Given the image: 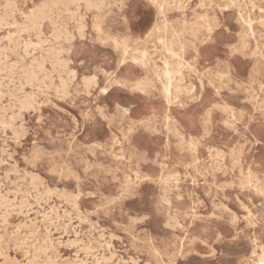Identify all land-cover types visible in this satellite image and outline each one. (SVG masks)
<instances>
[{
  "label": "rangeland",
  "instance_id": "1",
  "mask_svg": "<svg viewBox=\"0 0 264 264\" xmlns=\"http://www.w3.org/2000/svg\"><path fill=\"white\" fill-rule=\"evenodd\" d=\"M32 3L0 0V264H262L264 0Z\"/></svg>",
  "mask_w": 264,
  "mask_h": 264
},
{
  "label": "snow or ice",
  "instance_id": "2",
  "mask_svg": "<svg viewBox=\"0 0 264 264\" xmlns=\"http://www.w3.org/2000/svg\"><path fill=\"white\" fill-rule=\"evenodd\" d=\"M88 5L89 6H94V0H87ZM63 3L67 4L68 7H75L76 4H79L81 8L85 7V3L84 0H63ZM152 4L155 7H159V3L158 0H152ZM52 6H62V4L60 3V0H57V4L53 5L52 4V0H34V3L32 4H25L24 5V10L27 11L29 7H31L33 9V11L35 12L37 8L40 9H45L47 7H52ZM44 20V23L41 24L39 21H37V28L36 31H39L41 28H47V17H43L42 18ZM128 19H131V17H129ZM118 23L121 25V29L123 30L124 28L127 27L128 24V20L124 19L123 17H121V19L118 21ZM48 31H51V29H47ZM33 40H37L39 41L40 37L39 36H32ZM75 39L74 37H69L68 43L66 44V46L70 47L71 46V42L72 40ZM73 51H75L77 53L78 59L82 64V70L85 67H88L89 62L92 61V51L89 47H85L83 49H74ZM227 55V54H225ZM94 62V61H92ZM216 69H217V73L220 75L222 80L227 81L228 78L231 75V69L228 66L227 62L222 60L220 64L216 65ZM117 74L123 72V69H115L114 70ZM99 73H97L98 75ZM69 76H71V73H69ZM108 86L104 87L103 89H98V91H102L103 94L105 96H107L110 93V89L114 88V87H122L123 85L120 83L119 79H113L112 75L109 74L108 76ZM33 104V110H34V106L36 104V101L32 102ZM116 108L119 110V105H116ZM216 105L214 104L209 111L201 117V124L203 125V128L205 129V133H207L209 126L213 123V112L216 111ZM224 111H227L226 108L223 109ZM123 114L125 116H127L128 114V109L124 108L123 110ZM234 119V117H233ZM135 128V125H133L132 127L129 128V132L133 131ZM22 134V133H21ZM28 159L31 160L32 162H39L40 160L43 159V156L37 152V151H33L31 153L28 154ZM53 176L59 175L61 177V179L64 178L65 175H68V177L72 180H74L76 182V186L81 188V189H86L87 188V177L84 176L83 174H78L73 176L71 173H66L64 171H61L59 168H57L53 173ZM2 179V178H0ZM148 177H145V180L147 181ZM134 191V187L133 185H128V194L130 195L131 192ZM29 195L30 198L31 197H35V201H32L33 206L36 207V201L42 203L44 201V199L47 198L48 193L45 192V190L43 188H39L37 190V188L35 187H30L29 188ZM53 196L55 194H52ZM85 195V192L82 190L79 193H77L73 199L78 201L80 200L83 196ZM144 212L146 213V215L143 216L144 220H147L149 218L151 209L149 208H145ZM46 222L49 219H54V217L52 216H46ZM5 224L7 223V221H4ZM264 226V225H261Z\"/></svg>",
  "mask_w": 264,
  "mask_h": 264
},
{
  "label": "bare ground",
  "instance_id": "3",
  "mask_svg": "<svg viewBox=\"0 0 264 264\" xmlns=\"http://www.w3.org/2000/svg\"><path fill=\"white\" fill-rule=\"evenodd\" d=\"M122 1V0H121ZM117 3V2H116ZM104 5H105V3H104ZM113 5H115L114 3H113ZM63 6V5H62ZM96 6V5H95ZM94 6V7H95ZM98 6V5H97ZM120 7V6H119ZM122 7V6H121ZM101 8H103V6L101 7ZM117 8V7H116ZM115 8V9H116ZM124 8V7H123ZM122 9V8H121ZM17 10V9H16ZM40 10V9H39ZM117 10V9H116ZM41 11V10H40ZM44 11V10H43ZM50 11V10H49ZM65 11V10H64ZM68 11H70V10H68ZM72 12V11H71ZM65 14H67V12L65 13ZM202 20V19H201ZM203 21V20H202ZM66 23V22H65ZM1 32V31H0ZM149 38H151V37H149ZM6 40V39H5ZM17 45V44H16ZM244 49V48H243ZM24 50V49H23ZM23 50H22V52H23ZM27 57V56H26ZM40 68V67H39ZM177 68V67H176ZM38 69V68H37ZM7 73H8V71H7ZM168 73V72H167ZM169 76V75H168ZM28 80V79H27ZM262 95V94H261ZM1 96V95H0ZM3 98V97H2ZM47 104V103H46ZM174 127V126H173ZM172 130V129H171ZM149 132V131H148ZM171 132V131H170ZM176 134V133H175ZM179 134V133H178ZM180 135V134H179ZM167 139V138H166ZM3 149V148H2ZM31 173V172H30ZM166 178H167V176H166ZM170 178V177H169ZM169 178H167V179H169ZM171 179V178H170ZM44 180V179H43ZM171 181V180H170ZM59 190V189H58ZM61 190V189H60ZM164 192V191H163ZM68 196V195H67ZM69 200V199H68ZM71 200V199H70ZM165 200V199H164ZM165 202V201H164ZM166 203H168V202H166ZM169 205V204H168ZM79 212V211H78ZM80 214V213H79ZM171 218V217H170ZM196 219V218H195ZM91 221V220H90ZM136 222V221H135ZM97 224V223H96ZM179 224V223H178ZM104 225V224H103ZM59 228H61V227H59ZM102 228V227H101ZM180 228V227H179ZM83 230H85L84 228H83ZM174 231H175V229H174ZM173 231V232H174ZM117 236V235H116ZM121 239V238H120ZM120 242H121V240H120ZM213 250V249H212ZM213 252V251H212ZM262 264H264V262L262 263Z\"/></svg>",
  "mask_w": 264,
  "mask_h": 264
}]
</instances>
